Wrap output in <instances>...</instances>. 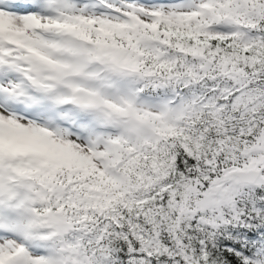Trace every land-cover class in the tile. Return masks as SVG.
Returning <instances> with one entry per match:
<instances>
[{
  "label": "snow or ice",
  "instance_id": "obj_1",
  "mask_svg": "<svg viewBox=\"0 0 264 264\" xmlns=\"http://www.w3.org/2000/svg\"><path fill=\"white\" fill-rule=\"evenodd\" d=\"M0 264H264V0H0Z\"/></svg>",
  "mask_w": 264,
  "mask_h": 264
}]
</instances>
